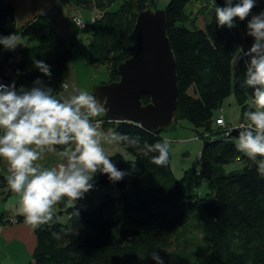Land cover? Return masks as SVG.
I'll list each match as a JSON object with an SVG mask.
<instances>
[{
    "label": "trees",
    "instance_id": "trees-1",
    "mask_svg": "<svg viewBox=\"0 0 264 264\" xmlns=\"http://www.w3.org/2000/svg\"><path fill=\"white\" fill-rule=\"evenodd\" d=\"M157 1L77 0L78 5L95 12L83 29L89 32L88 64L106 66L109 80L105 83L119 79L117 66L134 53L136 15L157 8ZM189 1H167L165 27L176 61L178 111L174 122L184 119L197 133L202 131L198 134L202 140L200 167L184 170L177 180L170 153L167 166L160 167L150 163V155L156 153L146 156L143 150L129 148L126 155L118 145L120 151L107 155L124 171L130 170L129 161L135 162L137 171L116 184L98 175L99 185L116 189L104 193L93 205L78 202V217L72 214L73 205L67 198L56 205L53 221L33 229L35 247L31 258L21 264H154L150 259L153 252L160 254L164 264H264V173L259 171V161L264 158L254 162L238 152V138L226 135L227 126L214 124L220 117L214 112L231 94L240 107L241 121H247L244 113L256 110L252 90L240 86L246 68L240 47L247 50L252 40L241 22L232 29L217 27L214 0H196L200 7L195 12L186 11ZM255 8L264 10V0H257ZM199 14H205L202 25L197 22ZM15 31L22 34L26 46L19 49L17 59L0 47V74L26 88L40 78L59 98L64 91L61 84L69 78L76 31L69 42L62 41L41 14L17 28L14 7L0 0V36ZM34 59L50 66V78L33 67ZM97 99L103 102L101 97ZM141 102L145 105L149 97H142ZM96 119L104 121L103 130L139 134L149 144L163 142L162 130L144 129L128 120ZM232 161H241V169L225 173L222 166ZM9 176L0 172L4 200L14 195ZM185 181L196 189L206 182L211 192L187 195ZM58 215L66 219L59 222ZM23 220L21 214L0 213L1 224Z\"/></svg>",
    "mask_w": 264,
    "mask_h": 264
},
{
    "label": "clouds",
    "instance_id": "clouds-1",
    "mask_svg": "<svg viewBox=\"0 0 264 264\" xmlns=\"http://www.w3.org/2000/svg\"><path fill=\"white\" fill-rule=\"evenodd\" d=\"M256 6L257 0H223L222 7L215 5L217 27L232 29L237 22L246 21L245 34L252 40L247 50L240 47L246 60L240 86L252 90L256 110L244 113L247 123L239 126L236 149L254 162L257 157L264 158V10L254 14ZM21 39L18 31L0 36V47L14 51L22 45ZM33 67L44 77H51L45 62L34 59ZM107 111L94 94L78 89L57 98L53 88L40 78L27 88L17 87L15 80L7 85L0 83V159L9 168L10 190L20 196L18 211L31 228L53 221L54 206L65 198L73 205L72 214L78 217L75 206L86 194L97 190L98 175L116 184L137 171L135 162L130 161L129 171L117 168L106 154V144L119 145L126 151L143 150L146 156L156 153L150 155V163L167 166V141L149 144L139 134L105 132L101 127L104 121L96 118ZM46 152L55 153L58 162L49 167L37 163ZM259 171L264 173V159L259 161ZM53 235L60 238L57 233ZM150 259L154 264H164L158 252L151 253Z\"/></svg>",
    "mask_w": 264,
    "mask_h": 264
},
{
    "label": "water",
    "instance_id": "water-1",
    "mask_svg": "<svg viewBox=\"0 0 264 264\" xmlns=\"http://www.w3.org/2000/svg\"><path fill=\"white\" fill-rule=\"evenodd\" d=\"M223 5L222 0H214ZM164 8L140 10L133 24L134 53L117 66L119 79L92 86L89 94L101 97L108 121L128 120L144 129L168 130L176 119L177 83L173 51L166 35ZM149 97L142 104L141 98ZM235 129L230 136L238 138Z\"/></svg>",
    "mask_w": 264,
    "mask_h": 264
},
{
    "label": "rangeland",
    "instance_id": "rangeland-1",
    "mask_svg": "<svg viewBox=\"0 0 264 264\" xmlns=\"http://www.w3.org/2000/svg\"><path fill=\"white\" fill-rule=\"evenodd\" d=\"M168 0H158L157 5L159 8H164ZM196 0H190L187 3L186 11L192 9ZM72 5L70 4L62 6V10L64 13V17L69 20V25L72 27L74 31H76V39L74 41L75 44L72 46V54L68 65L70 69V77L69 81H71L75 86L77 85V89L82 92L89 93L92 89V86L99 85L102 82H107L109 80V75L105 65L99 64L98 66H91L88 64V53H87V44H88V36L89 32L84 30L83 27H77L75 25V19L79 20L82 25L90 21V17L95 15V12L87 7H82L77 4V0H73ZM253 13H259L260 10L254 8ZM200 19L198 20V22ZM246 25V21L243 22ZM21 47L24 48L26 46V40L21 39ZM14 54H17V51H10ZM67 84V82H66ZM72 89V87H70ZM71 89L63 91L62 93L70 92ZM99 101V100H98ZM255 106V105H254ZM215 116L223 117L225 124L229 126V128H234L237 124L242 120L240 114V107L238 103L235 102L233 95L226 97L223 99L222 105L220 109L214 112ZM218 118V117H217ZM216 125V123L214 122ZM223 128V127H222ZM105 132H108L104 130ZM202 131H200L201 133ZM197 131L184 119H179L172 123L168 130H164L161 132V137L163 142L167 141L169 143V153H170V162H171V170L177 180L181 179L183 175V171L195 168L198 169L200 167V160H198L199 153L201 151L202 140L198 138ZM115 147L112 145H105L106 154H113V152L118 151L114 149ZM121 149V148H119ZM120 151V150H119ZM122 153H128L121 149ZM242 162L241 161H232L224 164L222 169L225 173L230 171H237L241 169ZM9 172V168L7 163L4 161L3 167L0 166V172ZM10 173V172H9ZM96 191L89 192L87 195H91V199L93 203L98 202L104 193L107 192L108 188H111L112 191L116 189V187H106L105 185L101 186L96 182ZM198 191V192H197ZM183 192L187 195H193L194 193H199L201 196H205V194L211 192V188L209 185L204 182L198 189L195 187H191L187 181L184 182ZM115 193V192H114ZM116 194V193H115ZM8 202L15 201L19 203L20 196L19 194L14 193V195L7 198ZM86 201L88 198H84ZM7 203L4 198L0 197V212L2 211L3 205ZM92 203V205H93ZM78 204V203H77ZM79 205V204H78ZM89 205V204H88ZM13 210V209H12ZM57 219L59 222H63L66 217L65 215H58ZM24 263V262H21ZM26 263V262H25Z\"/></svg>",
    "mask_w": 264,
    "mask_h": 264
},
{
    "label": "crops",
    "instance_id": "crops-1",
    "mask_svg": "<svg viewBox=\"0 0 264 264\" xmlns=\"http://www.w3.org/2000/svg\"><path fill=\"white\" fill-rule=\"evenodd\" d=\"M10 3L14 7L15 12V23L17 28H20L22 25L26 24L31 18L37 15H43L50 23H52L54 30L59 34L62 41L69 42L71 37L74 34V30L69 25V20L64 17V13L62 10V6L65 5H72L73 0H3ZM200 3V1H199ZM198 1L194 3L192 7V11L195 12L199 7ZM206 12V11H204ZM203 13V10L200 12ZM205 15V14H204ZM199 14L197 18L198 25H202L204 22L205 16ZM246 29V27H245ZM21 43V42H20ZM21 47V46H20ZM16 48L14 51L18 52L21 48ZM11 58H18L17 54H14L10 51ZM70 77V73H69ZM67 84L69 87L66 89H71L70 92L60 93L61 96H66L67 94L73 92L77 89V85L75 86L69 78L67 79ZM65 91V90H64ZM89 94V93H88ZM223 118V117H222ZM224 120V119H223ZM227 127H229L227 125ZM116 146L119 150V146L113 144L112 147ZM58 162V156L55 153L46 152L42 156V159L37 163L43 165L44 167H49L54 165ZM4 160L1 159L0 166L3 167ZM4 169L2 168V171ZM6 173L10 175L9 172ZM110 191L112 193L111 188L107 189V192ZM88 198L86 201L85 199L79 201L81 205H90L93 203L91 199V195L85 196ZM5 199L7 203H5L2 207V211L6 210L9 214L15 215L20 214L18 211L19 203L11 201L9 203ZM13 209V210H12ZM0 212V213H1ZM53 212L57 213V207L54 206ZM35 245V235L33 234V228L29 226L25 219L23 222L11 224V223H0V264H21V262H27L31 258L32 251Z\"/></svg>",
    "mask_w": 264,
    "mask_h": 264
},
{
    "label": "built area",
    "instance_id": "built-area-1",
    "mask_svg": "<svg viewBox=\"0 0 264 264\" xmlns=\"http://www.w3.org/2000/svg\"><path fill=\"white\" fill-rule=\"evenodd\" d=\"M75 22H76V24H77V26H79V27H83V25H82V23L79 21V20H77V19H75ZM0 83H3V84H5V85H7V84H9L10 82L3 76V74H0ZM63 84H66V83H62L61 84V87L65 90V88L63 87ZM253 101V100H252ZM214 122L216 123V125L217 126H220V127H226L227 125L225 124V121L223 120V118L220 116V117H218V118H216L215 120H214ZM241 123H247V121L246 122H244V121H240L238 124H237V126H235L234 128H229L228 127V129H227V131L225 132L226 133V135L228 134V133H230L231 131H233V130H235V129H237V130H240V124Z\"/></svg>",
    "mask_w": 264,
    "mask_h": 264
}]
</instances>
